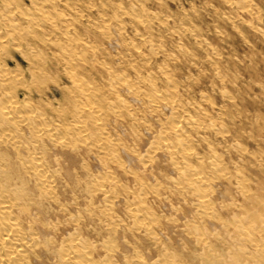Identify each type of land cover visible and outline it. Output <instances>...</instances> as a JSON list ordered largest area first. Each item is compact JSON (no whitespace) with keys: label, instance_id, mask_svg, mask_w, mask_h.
Returning <instances> with one entry per match:
<instances>
[{"label":"rangeland","instance_id":"rangeland-1","mask_svg":"<svg viewBox=\"0 0 264 264\" xmlns=\"http://www.w3.org/2000/svg\"><path fill=\"white\" fill-rule=\"evenodd\" d=\"M0 27L11 92L61 136L21 125L16 138L55 193L33 223L34 264H68L72 238L95 264H264V0H0ZM176 119L190 156L166 148ZM243 218L263 250L243 243Z\"/></svg>","mask_w":264,"mask_h":264},{"label":"bare ground","instance_id":"bare-ground-1","mask_svg":"<svg viewBox=\"0 0 264 264\" xmlns=\"http://www.w3.org/2000/svg\"><path fill=\"white\" fill-rule=\"evenodd\" d=\"M9 30L11 31V29H9ZM6 31H8V30H6ZM6 34L7 33L2 34V35L0 34V42L5 43V40L8 37L10 38V36H7ZM11 34H14V33H11ZM11 34H8V35H11ZM14 38H12V39H14ZM0 46H1V44H0ZM28 52H30V51H28ZM0 66L2 67V68L0 67L1 68V70H0V90H3L6 92L4 94L2 93L3 94L2 96L0 95L1 96L0 97V264H34L33 260H38V256H39V252L37 250V243L41 239L39 241L37 240L38 237L36 238V230H35L33 223H34L35 219L39 216L41 211L43 212V210L45 209L44 204H43L44 200H46V201H47V199H48V201H49V199L55 200V193L53 191V185H52L51 175H50L48 166L46 167V165L40 160V158L37 157L35 155V153L32 152V150L28 149L27 147H26L27 153H23L22 150L24 149V146L19 145L16 141V138L19 136V131H20L21 125H24L25 127H27L34 137H36L38 135L41 136V134H44L56 142L58 141L57 139L59 137L55 134V131L53 128H48V124L45 123V121H44L46 119H43L44 118L43 114L40 115L39 113L35 112L36 110L34 111L29 106H27L26 104H22L21 101L18 100L16 98V96L11 92V89H13V87L15 86V84L13 83L14 79H12V77L13 78H14V76L16 77V73H15V75L13 73L12 75H14V76L11 77L12 71L8 70V68L5 67L6 65H4V66L0 65ZM16 80H18V79H16ZM74 80H75V78H74ZM76 85H78V84H76ZM80 90L82 91L81 87H80ZM160 92H161V90H160ZM85 95H86V93H84V96ZM162 96L164 99V95H162ZM27 99L28 98H24V99L22 98L23 101H26ZM165 100H167V99H165ZM151 101H153V100H151ZM171 102H172V100H171ZM152 103H154V102H152ZM114 105H116V104H114ZM91 106L92 105H90V107ZM86 107H88V106H86ZM80 109H81L80 107H77V109H75V113H77L78 116H80L82 114V111ZM89 109H91L90 111L92 112L96 108L94 107V108H89ZM96 112H97V110H96ZM175 112H176V110H175ZM94 118H95V115H94ZM173 118H175V117H173ZM178 121H179V119L178 120L176 119L175 123L174 124L172 123V126L170 124V126H171V131L173 133H175L178 137H180V141H177L176 144H170L171 142L168 143V141H167V144H166V148L168 149V152L172 157L173 156L175 157L176 155L187 156L192 152L190 150V148L187 147L188 145L186 146V139L184 137H182V133H183L182 127L183 126L180 127L179 124L177 123ZM188 121L191 122V120H188ZM188 121L186 120V122H188ZM173 122H174V120H173ZM180 123H181V121H180ZM94 124H96V123H94ZM59 127H61V126H59ZM59 127H57V128H59ZM74 128L76 130H78L79 132H81L83 129V126H82V124L81 125L79 124V125H76ZM71 129H72V127H71ZM68 133H69V131H68ZM57 134H58V132H57ZM54 135H56L57 137L55 136L53 138ZM71 135H72V133H71ZM21 136H23V135H21ZM64 137H66V136H64ZM83 137H84V135H83ZM60 138H61V136H60ZM73 138H75V137H73ZM36 151H38V150H36ZM36 153H38V152H36ZM217 165H218V163H217ZM49 168H51V167H49ZM179 171H180V175L182 176V178L185 181L184 183H186L192 190H194L196 192L195 196L199 197V205H200V207L203 208L202 211L204 213L209 212L210 208L208 205V199L206 198L207 196L205 195V193H203L205 191H203V188H202V186L206 188V186H205L206 184H204L202 178L199 176V175H201V173L199 174V172H197L198 170H195V168H192L189 165H185V166L181 167ZM52 175H54V174H52ZM206 177H204V178H206ZM52 178H53V176H52ZM53 182H54V180H53ZM206 183L209 184L208 182H206ZM57 186H59V185H57ZM129 206H130V204H129ZM128 208H130V207H128ZM207 209H209V210L207 211ZM129 211H130L131 216L134 219H136L137 221L143 220V216L140 214L141 213L140 210H139L140 213L136 212V210H134L132 208L129 209ZM46 212H44V214ZM46 215H48V214H46ZM46 215H44V216L46 217ZM247 221H244V218L242 220L241 219L239 220L240 225H239L238 231L242 234V236L244 235L242 238L241 237H239V238H241L243 240V243H246V241H248L249 245L252 244L254 246V249L256 248V250H258L261 248V246L252 237L253 235L251 236L250 234H247V232L249 231V229L247 231V227H248ZM257 232H259V231H257ZM43 242L44 241H42V243ZM77 245L78 244H77L76 239H73V238H72V240H70V242L68 244H66V245L62 244V246L59 248V255H60V257H62V260L68 264H95L94 261L90 258L91 256H89L88 253L84 249L79 247L80 245L79 246H77ZM241 246L237 245V247H241ZM261 250H263V248L260 249V251ZM252 252L254 253L255 250L252 249ZM249 253L250 252H248V256H249ZM262 253H264V252H262ZM255 256L256 255H251L252 260L256 259ZM212 257H214V256H212ZM158 261H161V260H158ZM37 263L38 262H36V264ZM224 264H250V262L247 260V255H246L245 257H243L242 260L241 259H234V262L224 263Z\"/></svg>","mask_w":264,"mask_h":264}]
</instances>
